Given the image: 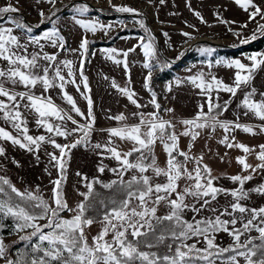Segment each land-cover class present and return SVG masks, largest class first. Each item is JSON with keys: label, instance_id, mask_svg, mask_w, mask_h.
Wrapping results in <instances>:
<instances>
[{"label": "snow or ice", "instance_id": "6c2138e0", "mask_svg": "<svg viewBox=\"0 0 264 264\" xmlns=\"http://www.w3.org/2000/svg\"><path fill=\"white\" fill-rule=\"evenodd\" d=\"M47 2L54 4L55 0ZM160 3H165V0H160ZM234 3L248 13V22L257 25L250 37H242L240 32L234 33L241 37L240 43L247 44L264 37V7L255 0H234ZM186 6L191 10L190 0H186ZM18 11L11 3L0 6V19L8 14L7 19L14 26L0 24V61L7 65L0 68V120L15 132L13 134V131L0 126V141L10 142L33 153L37 160L42 146L50 145L58 152H47L46 155L59 176L52 181L51 202L44 199L38 190L21 191L8 178L0 176V221L11 218L12 227L17 233L31 229L27 235L20 236L21 241H31L33 237L37 240L29 245L30 252L12 260L8 257V245L0 237V259L5 264H217V261L220 264H241V261L243 264H264V207L248 208L243 203L249 199L250 192L264 194V184L250 190L244 187L253 178L252 173L264 172V144L259 145V151L255 152L254 148L235 142V136L231 135L234 130L256 134L254 127L240 123L239 118L234 121L220 118L229 110L231 97L243 91V98L237 107L245 110V116L251 114L259 118L262 122L259 131L264 133V93H260L261 99L256 100L253 98L257 94L255 88L244 91L253 79L254 70L264 66V51L248 55L250 65H245L240 59L216 60V64L236 70L232 85L215 75L206 78L203 71L187 77V81L206 97V105L198 106L199 111L194 118L180 121L184 130L179 134L175 123L160 115L161 105L150 86L151 71L144 83L151 93L149 103L154 109L151 112L142 111L147 105L139 102L133 89L120 87L113 79L112 86L136 108L131 116L137 122L129 124L128 117L123 113L110 117L120 122L119 126L101 129V132L107 133V141L92 143L90 138L96 130V116L89 78L84 71L90 41L87 36H82L79 48L71 50L80 52L79 66L70 59L61 60L58 58L59 51L66 50V40L60 30L54 26L42 35H30L32 27L11 16ZM88 11L87 4L74 7V12L81 16ZM115 11L141 15L130 6L115 7ZM192 11L201 23H206L199 11ZM41 16H44L43 12ZM73 19L82 29L93 34L111 28V25L98 20L76 16ZM220 22L235 23L222 19ZM248 22L240 27L246 29ZM52 23L55 25V21ZM139 23L146 32L149 31L143 20ZM14 29L28 33L27 40L22 42L20 37L13 34ZM229 31L232 29L229 28ZM182 35L194 38L188 32ZM140 39L144 55L155 57L157 49L154 37L149 34L146 42L143 37ZM46 45L58 51L49 53L44 50ZM30 46H33L31 52ZM134 50L129 49L122 55L127 57ZM104 51L108 59L118 65L123 64L127 69L126 60L115 59L116 49ZM200 51L211 55L214 50L205 47ZM144 67L151 69L153 65L145 63ZM181 83L183 81L179 79L176 81L177 85ZM69 86L74 87L87 102L86 112L81 110L68 91ZM20 88L23 90H17ZM37 89L40 94H37ZM53 89L59 90L61 99L70 106L68 110L47 95ZM168 91H171V85ZM221 91L231 94L230 99L222 104L219 102ZM205 107L207 111H204ZM163 110L174 113L170 108ZM28 113L34 114L37 128L44 129L46 134H30ZM69 122L74 127H68ZM216 128L223 129L225 133L219 143L244 153L236 157L242 171L251 170L248 175L228 177L237 185L231 189L214 183L220 177L212 174L209 165L203 163L202 155H190L193 143L201 134L200 130L215 131ZM181 136L190 138L189 151L180 149ZM56 137L65 140L76 138L71 143L61 144ZM117 141L130 143L131 147L121 151ZM158 144L166 154L164 167L157 162L155 149ZM78 146L89 148L102 159L115 160L117 167L107 169L116 179L106 183L99 178L89 181L83 176L87 191L79 193L83 199L73 208L65 199L63 182L71 150ZM254 152L259 160L255 166L247 162V156ZM5 153V148L0 144V156ZM189 162L193 164L191 169L187 166ZM106 168L107 165L101 162L97 171L104 173ZM128 174H131L130 178L125 179ZM158 177H162L163 182H156ZM181 181H184L183 186ZM96 185L111 190L112 195L103 196L96 191ZM221 196L226 200L231 197V200H227L222 208L214 206L218 205ZM65 212L72 215L65 217L62 215ZM187 212L193 213L190 220L186 218ZM204 212L212 215H201ZM42 220L46 222L40 223ZM94 225H99V231L89 239L87 230ZM253 231L258 236L252 237L250 234ZM218 233L228 234L232 243L228 247H220L217 243Z\"/></svg>", "mask_w": 264, "mask_h": 264}, {"label": "rangeland", "instance_id": "374dc122", "mask_svg": "<svg viewBox=\"0 0 264 264\" xmlns=\"http://www.w3.org/2000/svg\"><path fill=\"white\" fill-rule=\"evenodd\" d=\"M89 1L95 4V7H93L94 11H88L82 16L74 12V7L86 3L78 0H55L54 4L48 3L47 0H39V2L38 0H0V6H5L6 4L11 3L13 6L17 7L19 11L17 13H12L11 16L18 21L22 20V16L27 19L31 25L23 20L22 22L32 27L33 31L30 35L39 36L45 31L52 29L54 26L57 27L66 40V50L59 51L58 58L61 60L70 59L74 64L77 61L76 57L79 52H73L71 50L79 48L82 36H87L90 41L85 63H88L89 60V63H91V61H97L96 57H100L101 55L107 56L104 50L111 48L109 46H98V48H96L94 41H107L112 36H115L117 31L124 28H137L140 30V34L129 33L131 36L126 38H136V42H138L136 48L140 51L141 58H143V60L146 58L145 63L153 65L151 69L147 68V74L149 71L152 72L150 86L152 91L156 93L157 102L161 105L160 115L164 119L172 120L175 123L178 134L184 130V126L180 121L183 119L194 118L199 111L198 106L200 104L206 105V97L201 95L200 90L187 81V77L203 71L206 78L209 75H215L224 83L232 85L234 83V74L236 70L227 68L222 64H216V60L240 59L245 65H250L251 62L247 59V56L256 52L264 51V43L258 49H237L240 51L236 55H228L224 51H221V49L225 48L235 49L233 47L242 44L240 43L241 37H237L234 33L240 32L242 37H250L257 26L254 22H248V13L237 6L234 3V0H190L191 10L186 6V0H165V3L163 4L160 3V0H151V3H149V0ZM255 2L264 7V0H255ZM119 6L134 7L141 15L130 16L115 11V7ZM62 8L65 9L60 12ZM192 10L199 11L206 23H201ZM41 12L44 13L43 17L41 16ZM19 13L23 15L21 16ZM53 13H55V15H53ZM74 16L80 19L98 20L105 25H111V28L107 29V31L98 30L94 34L86 32L75 23L73 19ZM7 17L8 14H6L3 19H0V24H3L5 27H14L8 21ZM221 19L229 22L234 21L235 23H221ZM141 20H143L144 26L149 30L148 32L140 26L139 21ZM52 21H55V25ZM246 22H248V27L242 29L240 26ZM229 28H231L232 31H229ZM153 32L158 35V39ZM183 32L190 33L194 38L185 37L182 35ZM164 33H167L168 35L165 36ZM13 34L20 37L22 42L26 41L27 36L29 35L20 29H14ZM149 34L154 37V44L157 49V55L153 58L146 57L143 48L140 46V38L143 37L146 42ZM119 36L120 35H116L112 43L117 41ZM197 38H210L220 43L228 44L229 46L224 47L220 45H211L205 42H194L188 53L183 56L190 43ZM263 38L264 37H261L257 41ZM158 45L160 47H158ZM205 47H210L214 50L211 55L204 54L200 51V49ZM44 50L49 53L58 51L50 45H46ZM31 51H33V46L29 47V52ZM192 52L195 53L194 56L199 58L192 59L189 55ZM118 57H122L121 60H126L128 67L125 69L123 64H120L119 74L121 77L117 79V83L121 87H129V83H132L133 85L134 82L138 80L136 71H131V67L134 66V63L132 66L129 65L130 59L128 56L124 57L119 53ZM5 67H7L6 62L0 61V68ZM167 67L171 69L172 76L169 79L157 78L156 75L158 71ZM178 79L183 81V83L177 85L176 81ZM169 85H171V91H168ZM250 88L256 89L257 94L253 98L256 100L261 99L260 93H264V66L254 70L253 79L250 82V85L244 88V91H248ZM17 90L23 89L20 88ZM68 91L76 95L72 86L68 87ZM37 94H40L39 89H37ZM47 95L51 96L54 102L65 110L70 108V106L61 99L59 90H49ZM213 95L215 96V93H213ZM149 97L150 98H139L141 104L147 105L142 111L151 112L154 110L149 103L151 100V93ZM230 97V93L221 91L219 93V102L222 104L224 101H228ZM242 98L243 91H238L235 97H231L229 110L220 118L229 121H234L239 118L240 123L252 125L256 134L244 133L241 130L236 129L231 135L235 136V142H242L249 147L254 148L255 152H258V146L264 144V133L259 131V125H261L262 122L259 118L254 117L251 114L245 116V110L237 107ZM75 99L81 110L86 112L87 102L83 98ZM92 99L94 102L93 111L96 116V123L94 126L96 130L90 138L92 143H103L107 141V133L101 132V129L119 126L120 122L110 119V117L123 113L128 117L127 122L129 124L137 122L136 119L131 116V113L136 111V108L121 94L119 95V98H102V96L98 94L97 98ZM169 108L173 109L174 113L163 110ZM204 111H207V107H205ZM27 115L29 118L30 134L33 136L46 134L44 129L37 128L34 121V114L28 113ZM75 118L80 120L81 123L84 122L79 117ZM0 126L8 128V130L13 131V134H15L14 130H12L10 126L5 125L2 120H0ZM68 127L74 126L69 122ZM200 131V136L197 137V140L191 147L190 155L203 156V163L209 165L214 176L220 177L219 180L214 182L218 186L228 189L236 187L237 185L228 177L236 174L248 175L251 171H242V166L236 161V157L244 155V153L240 149H229L225 145L219 143L225 135L223 129L216 128L215 131H212L211 129H203ZM75 138L76 137H71L65 140L63 137H56L57 142L61 144L71 143ZM117 143L121 151H127L131 147L130 143L124 141H117ZM189 143V137L181 136L180 149L189 151ZM0 144H2L6 150L5 155L0 156V176L8 178L12 184L21 191L25 189L33 191L38 190L44 199L51 202L53 189L52 181L58 178L59 172L49 162V157L46 153L52 151L58 152V150H54L50 145L45 144L42 146L39 152V160H37L33 153L12 145L10 142L0 141ZM255 152L247 156V162L253 166L259 163ZM155 154L157 156L158 164L161 167H164L166 154L163 152L162 147L159 144L155 149ZM221 157H223V160ZM101 162L104 165H107L104 173H99L97 171ZM114 167H117V162L115 160L109 158L102 159L89 148L78 146L77 148L72 149L67 164L66 179L63 182L64 196L69 206L74 208L76 204L83 199L79 193L87 191L85 181L82 179L83 176H86L89 181L94 178H99L106 183L116 179V176L107 170ZM77 173H80L81 175H77ZM130 175L131 174L126 175L125 179L130 178ZM252 175L253 178L250 181H247L244 185L245 190L254 189L264 184V172L258 171L257 173H252ZM156 182H163V178H156ZM183 183L184 181H181L182 186ZM227 200H231V197H228ZM227 200L225 197L221 196L218 198V205L214 206L222 208ZM243 203L248 208L264 207V194L254 191L250 192L249 199L243 201ZM62 215L70 217L72 213L65 212ZM185 215L186 218L190 220L193 213L187 212ZM201 215L210 216L212 214L204 212ZM45 222L46 221L44 220L40 221L42 224ZM30 231L31 229L26 232H14L12 234L0 236L3 238L5 244L8 245V254L10 257L14 256V252L11 251L12 248L15 247L14 245L21 242L20 236L27 235ZM98 231L99 225H94L88 229L87 234L89 239L96 235ZM250 235L256 237L258 236V233L253 231ZM217 243L220 247H228L232 243V238L226 233H218ZM14 258L17 259L16 256H14ZM3 262L4 260L0 259V263ZM217 264H220V262L217 261ZM241 264H243V261H241Z\"/></svg>", "mask_w": 264, "mask_h": 264}, {"label": "crops", "instance_id": "0c3cea01", "mask_svg": "<svg viewBox=\"0 0 264 264\" xmlns=\"http://www.w3.org/2000/svg\"><path fill=\"white\" fill-rule=\"evenodd\" d=\"M133 35V34H132ZM131 36V34H123L120 35L117 41L110 45H99V46H109L111 48L108 49H116L117 53L115 55V59H122L118 57V54H122L129 49L135 48L134 51L129 52L128 58L129 65L134 66L131 67V71H136L138 80L132 83H129V87L133 89L139 98H150L149 91L144 87L145 77L147 76V68L144 67L146 58L143 60L141 58L140 51L136 48L138 42H136V38L129 39L126 38ZM98 48V46H96ZM95 48V50H96ZM92 52V51H91ZM96 62L85 63L84 71L85 75L89 78V86L91 88V97L97 98V95L100 94L102 98H119V91L112 86V80L114 79L117 82V79L121 77L120 73V64H116L113 60L108 59L107 56L101 55L100 57H96ZM76 65L80 63V52L76 57ZM118 84V83H117ZM132 85V86H131ZM121 87V86H120ZM76 95L70 93L74 96V98H82L79 93L76 91L74 87H72ZM83 90V89H82Z\"/></svg>", "mask_w": 264, "mask_h": 264}, {"label": "trees", "instance_id": "16d2710c", "mask_svg": "<svg viewBox=\"0 0 264 264\" xmlns=\"http://www.w3.org/2000/svg\"><path fill=\"white\" fill-rule=\"evenodd\" d=\"M90 11H94V8L89 7V12ZM129 33L140 34L141 31L138 30L137 28H124V29H121V30L117 31L115 36L116 35H121V34H129ZM115 36H112L107 41L96 40V41H94V45L95 46H99V45L110 44V43L113 42V39H114ZM263 43H264V38L259 40V41H257V42H255L254 44L248 46L245 49H258V48H260L262 46ZM219 49H221V48H219ZM221 51H224L228 55H236L237 53H239L240 50H237V49L235 50V49H231V48H225V49H221ZM189 55H190V57L192 59L199 58V57L194 56L195 53H193V52L190 53ZM157 75H156V77L159 78V79H169L172 76V71H171V69L169 67H167L165 69L159 70ZM180 159H182V158H180ZM187 166L191 169L193 167L192 162H189ZM96 191L101 193L103 196L112 195L111 190L103 189L100 185H96ZM14 232L15 231H14V229L12 227L11 218H6L5 220L0 221V236L12 234ZM35 242H37L35 237H33L31 241H27V242L21 241V242L15 244L14 245L15 247H13L11 251L14 252V256H16V258L18 259L21 255H24L26 252H30L29 245L30 244H34ZM14 256L10 257V255L8 254L9 259L16 260L14 258ZM0 264H5V262L0 263Z\"/></svg>", "mask_w": 264, "mask_h": 264}, {"label": "water", "instance_id": "95a60500", "mask_svg": "<svg viewBox=\"0 0 264 264\" xmlns=\"http://www.w3.org/2000/svg\"><path fill=\"white\" fill-rule=\"evenodd\" d=\"M78 1H83V2H85L87 5H89L90 7H95V4H93V3H91L89 0H78ZM65 8H62V10H60V12L61 11H63ZM59 12V11H58ZM21 16L23 15V14H21V13H19ZM126 15H130V16H136V14H130V13H125ZM6 15V14H5ZM144 15V14H143ZM145 16V15H144ZM22 20L24 21V22H27L28 24H30L31 25V23L27 20V19H25L23 16H22ZM40 25H41V23H40ZM153 34L156 36V38L158 39V35L155 33V32H153ZM260 39V38H259ZM258 40V39H257ZM257 40H255V41H251L250 43H247V44H239L238 46H235V47H233V48H235V49H243V48H246V47H248V46H250V45H252V44H254ZM194 42H205V43H208V44H211V45H220V46H224V47H227V46H229L228 44H224V43H220V42H218V41H216V40H213V39H210V38H197V39H195V40H193L191 43H190V45H189V47L185 50V52H184V54H183V56H185L187 53H188V51H189V49L191 48V45L194 43ZM158 47H160L159 45H158Z\"/></svg>", "mask_w": 264, "mask_h": 264}]
</instances>
